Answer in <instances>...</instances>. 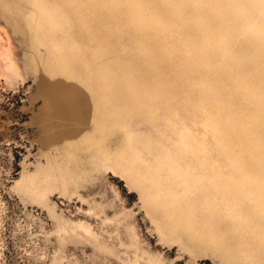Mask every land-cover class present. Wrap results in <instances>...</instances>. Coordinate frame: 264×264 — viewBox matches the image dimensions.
Returning <instances> with one entry per match:
<instances>
[{
  "label": "rangeland",
  "instance_id": "374dc122",
  "mask_svg": "<svg viewBox=\"0 0 264 264\" xmlns=\"http://www.w3.org/2000/svg\"><path fill=\"white\" fill-rule=\"evenodd\" d=\"M251 148L260 168L234 169ZM47 154L78 182L48 180L45 206L17 184L50 173ZM122 156H139V188ZM252 173L264 182V0H0V264H264Z\"/></svg>",
  "mask_w": 264,
  "mask_h": 264
},
{
  "label": "bare ground",
  "instance_id": "6f19581e",
  "mask_svg": "<svg viewBox=\"0 0 264 264\" xmlns=\"http://www.w3.org/2000/svg\"><path fill=\"white\" fill-rule=\"evenodd\" d=\"M227 133L228 131H224L223 129H221L219 131V137L217 142L227 145L225 143H228L227 141ZM183 135H186L185 131H182ZM186 138V137H185ZM188 139V138H186ZM183 141H185L184 137H183ZM199 145L201 146L200 149V158L202 160V162H204L205 160V150H204V140H200V142H198ZM234 145H236L234 143ZM234 145H228L225 146L226 148H231ZM187 149V146H185ZM235 148V147H234ZM233 151V150H232ZM262 152L257 148L252 149L251 151L246 153V152H241V151H236L233 155V158L231 160V165L233 166L234 169H237L239 167V161L241 160H245V158L250 159V161L248 160V163L252 164L251 166L259 169L260 168V161L262 158ZM247 155V156H245ZM47 159H49L51 161V172L50 173H40L38 175V178H34L32 176L29 175H23L22 179L20 180V182L17 184V189L23 193L24 195H26L27 197H29L30 199L34 200L36 203L41 204V205H45L47 203V195L48 193H50L51 191V187L48 186L47 182L48 180H50L49 183H54V184H58L59 187L63 188V189H68L69 184L71 183L70 180L73 183L78 182L76 179V176L74 175H69L67 177H65L64 175H61L60 173H57L55 170L56 168H54L53 166L56 167H60L63 164V159H62V163L57 164V159L49 154H47ZM53 157V158H52ZM71 153H67L64 154V159H66V162H70L71 160ZM139 156H136L134 159L129 160L127 157L122 156L118 161L116 162H112V168L113 169H118L120 171V173L131 183H133L134 185H136L138 188L141 185L142 181H143V177L140 173V171L135 168L136 163L138 162ZM246 159V160H247ZM57 164V165H56ZM110 166V167H111ZM213 169H215V171L218 172V166L217 167H213ZM259 170H256L255 173L260 174ZM155 173H153L152 177H151V182H155V181H159V176H155ZM175 174L178 178V181H180V185H185V180L183 178V176L180 173H177V171H175ZM252 177L253 179H255L256 181V185L258 186V188H260L259 190L262 191L264 189V182L263 181H257L256 180V175H254V173H252ZM239 188L237 186H235L234 188V194H238L239 192ZM183 193H187L186 189H183ZM140 194H141V198L144 202H146L149 205H155L156 203V198L154 196H151L149 194H146L145 192H143L142 190H140ZM48 209L51 210L50 207H48ZM52 211V210H51ZM163 214L167 215V216H173V212L172 210L168 209V208H164L162 209ZM58 221V220H57ZM59 222V221H58ZM183 223V222H182ZM176 225H174L175 227ZM188 226V224H185V227ZM59 229H61L60 224H59ZM58 229V230H59ZM59 231H57L58 233ZM59 256H54L53 258V264H59ZM61 260V259H60Z\"/></svg>",
  "mask_w": 264,
  "mask_h": 264
},
{
  "label": "crops",
  "instance_id": "0c3cea01",
  "mask_svg": "<svg viewBox=\"0 0 264 264\" xmlns=\"http://www.w3.org/2000/svg\"><path fill=\"white\" fill-rule=\"evenodd\" d=\"M62 83H65V82H62ZM55 84H57V83H55ZM54 84L52 83V82H43V83H41V88L39 89V92H38V95L42 98V104H43V97H42V94H44V92H48V89H49V87H52ZM78 91H80L79 93H81V90L79 89ZM82 94V93H81ZM80 100H84L83 99V97H79V99L78 100H76V99H74V102L75 103H78ZM84 102V101H83ZM80 106H82V101L80 102ZM42 107V106H41ZM40 107V109H39V111H38V113L36 114V116H35V118H34V120H33V123H34V125L36 126V128H37V132H38V141L40 140V137H39V127H38V125H37V116L39 115V113L41 112V108ZM53 110H55V109H53ZM62 110L64 111V108L62 107ZM81 111L84 113V111H85V108H84V106H83V108L81 109ZM39 143H40V141H39Z\"/></svg>",
  "mask_w": 264,
  "mask_h": 264
}]
</instances>
